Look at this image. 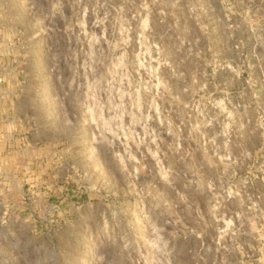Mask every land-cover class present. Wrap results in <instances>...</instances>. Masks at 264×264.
Returning a JSON list of instances; mask_svg holds the SVG:
<instances>
[{
    "label": "rangeland",
    "instance_id": "374dc122",
    "mask_svg": "<svg viewBox=\"0 0 264 264\" xmlns=\"http://www.w3.org/2000/svg\"><path fill=\"white\" fill-rule=\"evenodd\" d=\"M0 264H264V0H0Z\"/></svg>",
    "mask_w": 264,
    "mask_h": 264
}]
</instances>
